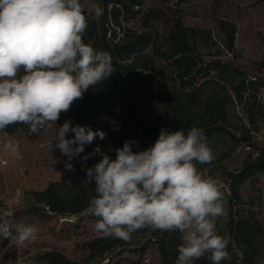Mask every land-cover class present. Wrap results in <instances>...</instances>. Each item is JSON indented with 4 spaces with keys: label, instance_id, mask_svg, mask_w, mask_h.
I'll return each mask as SVG.
<instances>
[{
    "label": "clouds",
    "instance_id": "obj_1",
    "mask_svg": "<svg viewBox=\"0 0 264 264\" xmlns=\"http://www.w3.org/2000/svg\"><path fill=\"white\" fill-rule=\"evenodd\" d=\"M86 9L96 16L103 13L94 0H0V132L20 124L37 134L55 125L54 139L39 147L59 149L69 172L86 145L107 134L88 125L73 126L71 120L58 126L57 121L116 71L108 52L84 42ZM134 146L139 148V141H124L112 158L97 144L81 157H101L85 168L82 181L95 186L87 209L97 218L94 230L125 242L142 229L177 231L181 243L175 264L229 260L230 238L217 227V220L227 215V201L220 181L207 167H199L215 159L203 129L192 126L185 134L162 128L150 147L134 151ZM3 150L22 158L14 138ZM11 216L8 210L0 213V240L14 239L18 248L25 247L34 241L37 228L13 224Z\"/></svg>",
    "mask_w": 264,
    "mask_h": 264
},
{
    "label": "rangeland",
    "instance_id": "obj_2",
    "mask_svg": "<svg viewBox=\"0 0 264 264\" xmlns=\"http://www.w3.org/2000/svg\"><path fill=\"white\" fill-rule=\"evenodd\" d=\"M133 1L140 5L133 8L134 11L139 9L138 14L122 15L119 23L127 30L152 37L148 54L152 53L153 47L164 51L168 33L178 20L186 28L198 31L191 42L198 64L192 75L196 77L197 87L202 81L210 80L199 92V99L207 94L225 102L223 125L207 128L211 135L206 138L215 159L210 165L199 166L207 167L209 175L220 181L227 201V215L217 220L220 234L230 238V259L223 264H264V170L252 167L264 163V0ZM94 2L102 7L101 0ZM85 15L87 21L100 23V16L87 9ZM220 22L235 27L231 51L227 49L228 35L221 31ZM201 60L205 64L220 60L224 67L203 75ZM157 69L162 74L158 72L154 87L162 89L166 82V64L159 63ZM201 107L204 105L193 106L192 115L206 124ZM68 113L61 114L58 126L65 122ZM140 113L153 120L164 117L156 106H142ZM55 130V125L44 129L33 140L22 132L13 135L0 132V213L11 211L13 224L31 223L37 228L34 241L22 248L16 246L14 239L0 240V264H49L53 253L76 264H162L159 239L166 231L139 230L130 242L109 241L110 247L100 255L105 245L91 251L89 244L104 236L94 230L97 218L88 210L78 215H57L35 204L33 193L60 181L66 171L67 157L59 149L50 152L39 147L41 143L54 139ZM244 137L246 142L241 141ZM9 138L19 141L21 159L11 157L3 150V144ZM106 139L100 143L98 138L86 145L85 152L71 163L83 161L81 157L91 153L97 144L111 155L113 151L108 149L112 145ZM94 157L100 156L89 159ZM246 167L249 170L246 171ZM243 170L246 174L235 184L234 197L229 181ZM232 220L235 223L246 222L257 230L253 250L247 255L243 245L233 238ZM200 261L210 264L207 259Z\"/></svg>",
    "mask_w": 264,
    "mask_h": 264
},
{
    "label": "trees",
    "instance_id": "obj_3",
    "mask_svg": "<svg viewBox=\"0 0 264 264\" xmlns=\"http://www.w3.org/2000/svg\"><path fill=\"white\" fill-rule=\"evenodd\" d=\"M101 6L103 13L100 15V23L88 21L84 42L90 43L97 50L108 52L116 71L104 83L96 88H90L83 99L77 100L72 105L66 120H71L73 126L88 125L93 130H104L107 134L106 142L113 148V153L110 155L112 158H115L114 149L122 147L126 140L139 141V148L134 146V151L150 147L158 138L162 128L169 131L179 129L187 134L192 126H197L203 129L207 137L211 135L207 128L223 125L225 102L217 101L215 96L207 94L199 99V92L210 80L202 81L197 87L198 82L194 81L196 77L193 78L192 75L198 66L191 43L196 38L197 30L186 28L178 20L168 33L164 51L153 47L152 53L148 54L147 48L152 45V37L127 30L119 23L122 15L136 16L139 9L134 11L133 8H138L140 5L133 0H101ZM219 26L222 32H227V49L231 51L234 45L235 27L227 22H220ZM159 63L166 64L167 69L166 82L162 85V89L154 87L155 78L161 73L157 69ZM201 64L203 75L224 67L220 60H213L208 64L201 60ZM244 84L245 80L242 87ZM200 104L204 105L201 110L204 113L203 118H206V124L197 121L192 115L193 106ZM142 106L148 108L156 106L162 110L164 117L159 120L146 118L140 113ZM2 132L8 135L22 132L32 140L41 133L29 134L27 126L20 124L10 125ZM69 135L73 134L69 133ZM241 141L246 142L247 138L244 137ZM100 143H103V140ZM100 158L94 157L73 164L74 171L66 170L60 181L50 183L41 192L33 193L35 204L57 215H78L86 211L89 199L95 195V186L85 185L82 182L86 178L85 168L92 167ZM252 167L256 170H264V163L254 164ZM247 170L249 167H246ZM246 171L235 174L229 181L234 197L236 195L234 186L240 182ZM232 232L234 240L243 245L245 254L252 252L257 230L246 222L235 223L232 220ZM119 240L101 237L93 240L89 247L93 251L104 244L105 247L100 253L103 255L104 250L110 247L109 241L116 243ZM180 243L179 232L162 233L159 239L162 264H175L178 255L177 246ZM200 260L195 264H203ZM49 264L76 263L53 253L50 254Z\"/></svg>",
    "mask_w": 264,
    "mask_h": 264
}]
</instances>
